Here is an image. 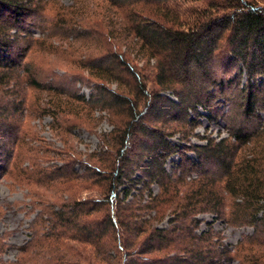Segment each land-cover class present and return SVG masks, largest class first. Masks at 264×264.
I'll use <instances>...</instances> for the list:
<instances>
[{
    "label": "trees",
    "instance_id": "1",
    "mask_svg": "<svg viewBox=\"0 0 264 264\" xmlns=\"http://www.w3.org/2000/svg\"><path fill=\"white\" fill-rule=\"evenodd\" d=\"M33 1L0 0V88L21 70L29 86L45 89L24 63L29 45H19ZM104 1L127 11L121 25L128 48L153 62L154 86L147 88L132 63L136 57L111 53L88 67L116 89L94 84L87 99L46 89L123 118L106 148L91 155L100 166L64 173L93 179L103 187L101 198L41 209L36 217L42 223L46 216L47 230L31 231L20 247L0 236V256L16 251L14 260L0 258V264H225L232 251L218 247L209 232L197 233L201 212L251 228L242 246L264 245V0ZM180 3L204 6L183 17L171 7ZM219 67L233 71L219 75ZM201 117L222 120L227 136L207 138L194 160L183 140H170V127L185 131ZM5 146L0 141V175L12 155Z\"/></svg>",
    "mask_w": 264,
    "mask_h": 264
},
{
    "label": "rangeland",
    "instance_id": "2",
    "mask_svg": "<svg viewBox=\"0 0 264 264\" xmlns=\"http://www.w3.org/2000/svg\"><path fill=\"white\" fill-rule=\"evenodd\" d=\"M33 2L34 10L26 20V33L21 34L19 45H29L24 63L45 89L29 86L21 70L13 75L8 86L0 88V141L12 153L6 172L0 175V236L15 247L29 241L31 231L47 230L46 216L42 223L36 217L41 209L74 200L101 198L103 187L94 184L93 179H66L64 173L74 170L83 174L88 167L99 165L91 155L100 147L106 148L114 126L123 118L119 113L108 114L99 108L90 111L76 100L46 89L55 86L74 91L85 99L94 84L116 89V84L94 77V71L88 67L104 62L111 53L136 57L132 63L144 75L147 88L154 86L153 62L140 59L139 54L128 48L129 37L121 25L126 10L116 11V7L104 0ZM203 6L202 3L171 5L183 17H193L192 12ZM232 71L218 68L219 75L230 76ZM222 104L221 109L226 112L228 104ZM170 128L174 130L170 140L174 143L183 140L186 154L194 160L198 153L195 148L205 145L207 138L217 141L227 136L222 120L214 123L203 117L184 128L185 131L176 124ZM178 159L175 155L168 160L167 171ZM59 167L62 173L56 170ZM196 176L192 172L190 178ZM156 190L153 186V191ZM225 199L229 204L227 196ZM196 218L197 233L209 232L218 247L222 244L232 251L225 264L264 263V245L259 241L241 245V241L251 236V228L229 226L207 212L197 214ZM15 255V249H10L0 258L14 260Z\"/></svg>",
    "mask_w": 264,
    "mask_h": 264
}]
</instances>
